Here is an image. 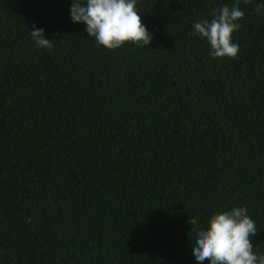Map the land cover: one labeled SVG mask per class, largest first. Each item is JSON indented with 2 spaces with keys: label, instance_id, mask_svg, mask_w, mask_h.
<instances>
[{
  "label": "trees",
  "instance_id": "16d2710c",
  "mask_svg": "<svg viewBox=\"0 0 264 264\" xmlns=\"http://www.w3.org/2000/svg\"><path fill=\"white\" fill-rule=\"evenodd\" d=\"M234 3L137 0L152 43L109 51L71 0H0V264H197L188 221L231 207L264 254V0L234 59L191 35Z\"/></svg>",
  "mask_w": 264,
  "mask_h": 264
},
{
  "label": "clouds",
  "instance_id": "9594fccd",
  "mask_svg": "<svg viewBox=\"0 0 264 264\" xmlns=\"http://www.w3.org/2000/svg\"><path fill=\"white\" fill-rule=\"evenodd\" d=\"M252 0H243L245 5ZM241 0L231 5L224 4L213 9L211 20H197L191 35L205 40L213 59H234L239 53V45L232 35L241 25L244 11ZM137 0H71L70 20L73 24H83L88 37L105 50H117L126 44L148 47L153 41L143 24L137 8ZM253 12L264 15V3L256 4ZM30 36L38 48H53L52 41L44 38V30L33 25ZM188 223L190 232L195 233L191 240L192 255L197 264H264V254L257 255L252 238L258 234L256 223L248 215L245 207H231L230 210L214 211L206 219V226L198 225L191 217Z\"/></svg>",
  "mask_w": 264,
  "mask_h": 264
}]
</instances>
